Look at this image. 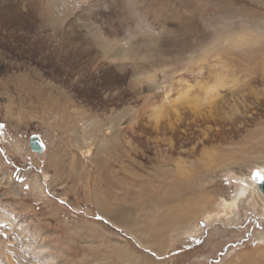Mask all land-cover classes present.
Returning a JSON list of instances; mask_svg holds the SVG:
<instances>
[{
  "label": "rangeland",
  "instance_id": "1",
  "mask_svg": "<svg viewBox=\"0 0 264 264\" xmlns=\"http://www.w3.org/2000/svg\"><path fill=\"white\" fill-rule=\"evenodd\" d=\"M4 1L0 264H242L246 255L264 260V197L251 187L235 207L228 204L243 180L253 184L264 169V158L247 152L257 142L254 131L264 129V0ZM45 9L58 16L54 32ZM29 19L38 27H29ZM126 24L136 27L137 39L153 36L140 44L143 50L159 36L176 44L159 45L164 51H154L150 65L137 70L128 64L122 72L107 64L103 45L90 36L99 33L97 25L106 33L117 29V40L126 42L132 38ZM85 45L89 55L72 53ZM110 69L121 76L112 78ZM132 77L142 78L134 92L126 89ZM226 85L240 90L227 93ZM115 116L120 124L107 131ZM91 120L86 131L82 124ZM32 135L44 144L40 154L30 150ZM106 145L112 148L106 151ZM124 149L129 159L121 156ZM159 150L181 161L182 176L194 188L184 194L201 196L194 217L180 227L159 221L177 204L165 203V177L151 175ZM110 188L119 195L109 209H127L124 223L104 222L96 201ZM155 194L161 205L143 202ZM122 197L134 204L121 203ZM102 215L104 221L97 219ZM145 249H154L155 258Z\"/></svg>",
  "mask_w": 264,
  "mask_h": 264
},
{
  "label": "bare ground",
  "instance_id": "2",
  "mask_svg": "<svg viewBox=\"0 0 264 264\" xmlns=\"http://www.w3.org/2000/svg\"><path fill=\"white\" fill-rule=\"evenodd\" d=\"M3 1V0H2ZM11 1V0H10ZM31 1H33V0H31ZM38 1V0H37ZM4 2H7V0L6 1H4ZM18 2V1H17ZM19 3H21V2H19ZM33 3H35V2H33ZM38 3V2H37ZM12 4V3H11ZM108 4V3H107ZM114 4H115V6L117 7V5H118V1H116V2H114ZM1 5V4H0ZM20 5V4H19ZM33 4H31V6H32ZM35 5V4H34ZM8 6V5H7ZM21 6V5H20ZM1 7V6H0ZM12 7V6H11ZM35 7L36 8H33L35 11L34 12H36L37 13V11L39 10V9H37V6L35 5ZM23 8V7H22ZM3 9V8H2ZM25 9V8H24ZM33 9H31V10H33ZM3 10H5V9H3ZM11 10V9H10ZM1 11V10H0ZM16 11V10H15ZM14 12V11H13ZM12 12V13H13ZM17 12V11H16ZM33 12V13H34ZM3 13V12H2ZM11 13V12H10ZM11 13V14H12ZM15 13V12H14ZM17 14V13H16ZM21 14V13H20ZM44 14L47 16V18H49L50 20L48 21V24L50 25V27H51V30L54 32L57 28L55 27V25L57 24V22L59 21V19H58V16H57V14H56V12H54L53 10H47V9H45V12H44ZM26 15V14H25ZM2 16V15H1ZM16 16V15H15ZM122 16H124V15H122ZM4 17L5 16H3V18H0V23H4ZM11 19V22L14 24V25H16V21H14V20H16V17H15V19H14V17H13V15H12V17L11 16H9ZM19 17V16H18ZM30 17V16H29ZM32 17V16H31ZM30 17V18H31ZM17 20H19V19H17ZM23 20V19H22ZM32 19H29L28 20V26L29 27H31V28H36V27H38V26H36V23L35 22H33V20L31 21ZM25 21V20H24ZM27 21V20H26ZM25 21V22H26ZM20 22V21H19ZM37 22V21H36ZM110 23V22H109ZM112 23V22H111ZM114 23V22H113ZM19 24V23H18ZM26 24V23H25ZM115 24L116 23H114V25L113 26H115ZM22 25V24H21ZM38 25V24H37ZM145 24L144 23H137L136 24V26H139V27H141V28H145V26H144ZM21 27V26H20ZM122 27L124 28V30L125 29H127V28H129V31L128 32H126L127 34H130L131 35V37L132 38H130L129 40H127L126 42L124 41V42H119L117 39H118V35H120V33H118V31H117V29H115L114 27H112V28H114V29H110V31H109V33H106V32H104L103 31V29L100 27V26H95V27H93L94 29H96L99 33L98 34H92L91 36H90V40H91V42L92 43H97V44H100V45H103V48H102V50H101V54L100 55H102V57H104L105 59H107V64H112L113 66H114V68L116 67V69L118 68V70L120 69V71L122 70V72H123V70H124V67L126 66V65H130L133 69H141V68H143V67H145V66H147V65H150L152 62H153V57L152 56H155V53H153L154 51L155 52H159V53H162L164 50H163V48H161L159 45H165L166 47H168V46H170V44H176L174 41H173V39H172V37H162V36H159V37H157L156 38V40H155V43H154V45H152L151 47H149L148 48V50H143L142 49V47L140 46V44H147L148 42H150V41H152V39H153V36L152 37H149V36H146V37H144V38H140V39H137L136 37H139L138 35H133V32H135V28H130V25H128V24H126L125 26L124 25H122ZM20 29V28H19ZM131 29V30H130ZM126 31V30H125ZM78 34V33H77ZM80 34V33H79ZM55 35V34H54ZM82 35V34H81ZM240 36V35H239ZM75 37V36H74ZM100 37L102 38V39H104V40H102V39H100ZM240 37H245V35H242V36H240ZM63 38V37H62ZM67 38V37H66ZM69 38V37H68ZM125 38V37H124ZM124 38H122V39H124ZM137 39V42L136 43H132L134 40H136ZM58 39V38H57ZM82 39H83V37H82ZM107 39V40H106ZM127 39V38H126ZM177 39V38H176ZM232 39V38H231ZM80 41V40H79ZM63 42H64V39H63ZM70 42V41H69ZM84 42V41H83ZM180 42V41H179ZM181 43V42H180ZM64 44H66L65 42H64ZM81 44V43H80ZM95 44H93V45H95ZM72 45V44H71ZM84 45V44H83ZM91 47V46H84V47H79V48H76V49H74L73 51H72V53H74V55H89V53H90V51H91V49H89V48ZM229 48V47H228ZM165 49V48H164ZM96 50V49H95ZM96 52V51H95ZM71 54V53H70ZM258 55V54H257ZM259 55H261V54H259ZM252 56V55H251ZM86 57V56H85ZM100 57V56H99ZM250 57V56H249ZM260 57V56H259ZM264 57V56H263ZM83 58V57H82ZM253 58V57H252ZM81 59V58H80ZM85 59V58H84ZM87 59V58H86ZM96 59V58H95ZM103 59V58H102ZM102 59H100V60H102ZM104 59V60H105ZM255 59V58H254ZM98 60H99V58H98ZM99 60V61H100ZM245 60V59H244ZM252 60V59H251ZM256 60H258V59H256ZM87 62H88V60H86ZM249 61H250V59H249ZM94 62V60H91L90 59V61L88 62L89 64H92ZM256 62V61H255ZM258 62V61H257ZM75 64V63H74ZM247 65H248V62L246 63ZM250 64H251V61H250ZM257 65H258V63H256ZM98 65V64H97ZM240 65V64H239ZM242 65V64H241ZM254 65V64H253ZM246 66V65H245ZM255 66V65H254ZM91 67H92V65H91ZM248 67H250V66H248ZM261 67H263L264 68V60L262 61V65H261ZM85 68V67H84ZM129 68V67H128ZM81 69V68H80ZM104 69L107 71V69L104 67ZM221 69V68H220ZM250 69H252V68H250ZM84 70V69H83ZM104 70V71H105ZM131 70V69H130ZM214 70V69H213ZM231 70V69H230ZM210 71V70H209ZM216 71V70H215ZM85 72V71H84ZM90 72V71H89ZM112 78H114V79H118V77H119V75L121 76V72H119V73H117V72H114V70L112 71L111 69L107 72ZM133 73H135V72H133ZM209 73V72H208ZM215 73H217V72H215ZM259 73V72H258ZM241 76V75H240ZM255 76V75H254ZM148 77V76H147ZM219 77V76H218ZM149 79H152L151 77H148ZM262 78H264V71L262 72ZM130 79H132V82L131 83H129V85L126 87V89L127 90H129L130 92L131 91H136V90H138V89H140V88H142V86L139 84V83H137V81H138V79H142L141 77L139 78V77H132V78H130ZM101 80V79H100ZM249 80H251V79H249ZM264 80V79H263ZM115 81V80H114ZM156 81V80H155ZM101 82V81H100ZM141 82H142V80H141ZM155 83V82H154ZM157 83V82H156ZM218 83V82H217ZM220 83V82H219ZM228 84V83H227ZM137 85V86H136ZM139 85V86H138ZM156 85V84H155ZM154 85V86H155ZM159 85V84H158ZM169 85H171L172 86V84H169ZM179 85H181V84H179ZM222 85V84H221ZM220 85V86H221ZM171 86H170V88H171ZM239 86V85H238ZM150 87V86H149ZM224 87H227V88H225V91L227 90V93H236L238 90H240V87H233L232 85H229V86H224ZM152 89H155V87H151ZM156 88H157V86H156ZM206 88L207 87H204V89L206 90ZM157 90V89H156ZM159 90V89H158ZM188 90H189V88H188ZM140 91V90H139ZM162 92V91H161ZM168 93V92H167ZM157 94V93H156ZM168 95V94H167ZM218 95V94H217ZM181 96V95H180ZM220 96V95H219ZM182 97H187V96H184V95H182ZM165 98H166V96H165ZM164 99V98H163ZM180 99V98H179ZM183 100V102H182V100ZM180 99V101H181V103H184L183 104V106L185 105V99L184 98H181ZM176 100H177V98H176ZM167 100H165V102H166ZM179 103H180V101L179 100H177ZM146 101H143V103H145ZM161 102H163L162 100H161ZM164 102V103H165ZM211 102V101H210ZM175 103H176V101H175ZM174 103V104H175ZM179 104V105H181L182 106V104ZM208 103H209V101H208ZM212 103V102H211ZM172 104V101L169 103V104H166L167 106H166V108L168 107V110H169V106L168 105H171ZM210 104V103H209ZM172 107V106H171ZM191 107H193V105H191ZM62 108V107H61ZM144 108H146V107H144ZM163 108H165V107H163ZM166 108H165V110H166ZM151 110H152V108H151ZM168 110H166V111H168ZM125 111H126V109H125ZM171 111V110H170ZM122 114H123V112H121ZM121 113H119V114H121ZM127 113V112H126ZM121 114V115H122ZM155 114V113H154ZM157 114V113H156ZM158 115V114H157ZM164 115V114H163ZM167 115V114H166ZM179 115V114H178ZM159 116H160V114H159ZM115 117H117V116H115ZM164 117V116H163ZM180 117V116H179ZM112 118V117H111ZM179 119V118H178ZM113 120L115 121V124L114 123H111L110 124V126H109V128L107 127V131H109L110 129H115L119 124H120V120H122L121 118H119V117H117L116 119H114L113 118ZM112 119H111V121L112 122H114ZM128 120L130 121V118H128ZM132 120V119H131ZM85 122V121H84ZM110 123V122H109ZM128 124H130V123H128ZM127 124V125H128ZM91 125V127H92V125H93V122H92V120L91 121H88V122H86V123H84V124H82V126H83V128H85L86 129V131H87V129H88V127ZM263 125V124H262ZM262 128H264V126H262ZM119 131V130H118ZM263 131H264V129L262 130H256V131H254V136H255V134L258 136V139H257V142H255L256 144L255 145H253L252 147L250 146V147H247L249 150L247 151L249 154H252L253 156L251 157V158H259V159H262V158H264V154H263V150H264V133H263ZM252 134L253 133H251L250 134V136L249 137H252ZM254 138V137H253ZM252 138V139H253ZM255 138H256V136H255ZM254 138V139H255ZM112 147H111V145H106V151H107V149H111ZM155 149V148H154ZM118 150H119V148H117L115 151H114V153H112V155L115 157V158H117L116 156L118 155ZM109 151V150H108ZM135 151V150H134ZM134 151H132L133 152V154H135L134 153ZM125 154V155H124ZM130 150H123L122 152H121V156L122 155H124L126 158H128L129 159V156H130ZM156 160H155V162H153L152 163V167H151V175H152V177H165V178H160L161 180H162V182H163V184H164V186L166 187V189H167V191H166V197H167V199H166V202L165 203H175V202H177V204L173 207V208H168L169 210L168 211H166V212H162L161 213V216H160V218H159V216H158V218L159 219H161V220H159L160 222H162L163 220L164 221H167V222H169L170 223V225L171 226H173V227H180V226H183L182 224H185L186 222H188L192 217H194V215L196 214V211H197V205H198V201H199V199L201 198V196L199 197V198H196L193 194V192L192 191H194V188L192 187V185H188V183L187 182H189V180L187 181L183 176H182V174H185V170H183L182 169V165L180 164V160L178 159H172L170 156H167L166 155V153H160V150L156 153ZM135 158L133 157V160H134ZM171 162H174V163H176V165H175V169H173L174 167H172V165H171ZM151 163V162H150ZM149 163V164H150ZM170 165V167H168ZM121 167H123V166H121ZM168 167V168H167ZM124 169V168H123ZM124 171V170H123ZM126 171V170H125ZM124 171V172H125ZM193 171H194V169H193ZM149 172V171H148ZM259 172H261L262 173V175H260V178L262 179V178H264V169L263 168H260V171ZM128 174H131V172H127ZM173 173H178L179 175H177L178 176V178H177V176H175V177H173L172 178V175H173ZM193 174V176H196V173H195V171L194 172H192ZM132 176H135V177H138V176H136L137 174L136 173H134L133 171H132ZM189 174H191V173H189ZM262 176V177H261ZM187 177V176H186ZM189 177V176H188ZM191 177V176H190ZM193 178V177H192ZM113 179V178H112ZM242 179V178H241ZM117 181H119V180H117ZM7 182H10V181H7ZM25 182V181H24ZM23 182V183H24ZM34 183V182H33ZM10 184V183H9ZM118 184H119V182H118ZM23 185V184H22ZM115 185H117V183L115 184ZM128 185V184H127ZM148 185V184H147ZM17 186V185H16ZM32 186H34V185H32ZM188 186V187H187ZM193 186H195V184H193ZM15 187V186H14ZM13 187V188H14ZM21 187H23V186H21ZM115 187V186H114ZM253 188V189H256L255 191L258 193V195H262L263 197H264V195L259 191V189H258V187H257V180H256V182H254L253 181V184H251L249 181H246V180H243L242 182H241V184H240V187H239V189H238V193L235 195V197L233 198V202H231V203H228L229 204V206L231 207V208H233V207H235L236 205H237V203L239 202L238 200H241V198H243L245 195H246V193L249 191V189L250 188ZM257 187V188H256ZM16 188V187H15ZM36 189L37 188V185L36 186H34L33 187V189ZM188 188H192L191 190H189V192L191 191V193H193V194H191L190 195V197L188 198V196H186L185 194L187 193V192H185V194H184V191H187V189ZM34 189V190H35ZM199 189V188H198ZM159 190V189H158ZM196 191V190H195ZM260 193H259V192ZM39 192V191H38ZM200 193V192H199ZM197 194V193H196ZM195 194V195H196ZM118 195H119V193H115L114 192V190L112 189L111 190V188L110 189H107L106 190V194H105V196H103V197H100V196H98L97 197V201L96 202H98V205H99V209H100V211L102 212L101 214H103L104 216H106L107 218H108V215L109 214H112V215H114L115 217H116V219H113V220H115V222L117 221V222H121V223H124V222H126L125 221V215L124 214H126V210L127 209H124V208H120L119 207V205H118V207H115V206H113L111 209H109V203H110V199H114L115 198V196L116 197H118ZM201 195V194H200ZM260 195V196H261ZM41 196V195H40ZM140 196V195H139ZM138 196V197H139ZM184 196H186V197H184ZM203 197V196H202ZM137 198V197H136ZM253 198V197H252ZM172 200H175L174 202L172 201ZM201 200V199H200ZM137 201V200H136ZM142 201V200H141ZM172 201V202H171ZM179 201V202H178ZM120 202L121 203H130V204H134V200L133 201H128V200H126V199H124L123 197L120 199ZM144 203H146V205H148V204H151V203H156V204H158V206H159V204L161 205L162 204V197L160 196V195H158V194H155V197H151V198H146V199H144V201H143ZM138 202H136V204H137ZM224 206V205H223ZM154 207V206H153ZM224 208V207H223ZM130 209V208H129ZM148 212H150V211H148ZM235 212V211H234ZM233 212V213H234ZM149 215V214H148ZM147 215V216H148ZM161 224V223H160ZM180 225V226H179ZM162 226H164V225H162ZM127 227H129V226H127ZM149 227H150V222H146V227H145V229H149ZM154 227H155V225H154ZM160 227V226H159ZM164 228H166V226L164 227ZM178 229V228H177ZM156 230V229H155ZM161 230V229H160ZM130 232H133L134 233V231L132 230V229H130ZM151 234H153V236L154 237H156V238H158L159 236H158V234H156L155 232H150ZM11 234V233H10ZM162 234V233H161ZM18 236V235H17ZM27 240V239H26ZM2 243V242H1ZM4 244V243H3ZM40 244V243H39ZM38 244V245H39ZM47 244V243H46ZM19 245V244H18ZM17 245V246H18ZM48 246V245H47ZM19 247V246H18ZM5 247H3L2 248V246H1V248H0V250L1 249H4ZM2 251V250H1ZM6 253V252H5ZM17 255V254H16ZM120 256H122L121 254H119ZM18 256V255H17ZM44 257V256H43ZM42 257V258H43ZM48 258V257H47ZM131 258V257H130ZM243 258V260H242V264H264V260L263 259H258V260H252L250 257H249V255H246V256H244V257H242ZM132 259V258H131ZM238 262H240V261H238ZM11 264V263H10ZM226 264H230V263H226Z\"/></svg>",
  "mask_w": 264,
  "mask_h": 264
},
{
  "label": "water",
  "instance_id": "3",
  "mask_svg": "<svg viewBox=\"0 0 264 264\" xmlns=\"http://www.w3.org/2000/svg\"><path fill=\"white\" fill-rule=\"evenodd\" d=\"M29 147L31 151L38 153V154L44 151V144L37 135H32L29 138ZM257 187L259 191L264 195V178L259 179L257 181Z\"/></svg>",
  "mask_w": 264,
  "mask_h": 264
},
{
  "label": "snow or ice",
  "instance_id": "4",
  "mask_svg": "<svg viewBox=\"0 0 264 264\" xmlns=\"http://www.w3.org/2000/svg\"><path fill=\"white\" fill-rule=\"evenodd\" d=\"M4 127V125H2V124H0V128H3ZM97 219H99V220H101V221H104V216L102 215V216H100V217H97ZM113 219H116V217L114 216V215H112V214H109L108 215V220L107 221H104L105 223H108V222H110V221H112ZM117 231H119L118 229H117ZM197 243H199V241H197ZM145 252L146 253H150V258H155V256H156V252H155V250L154 249H145ZM170 255H172V253H169ZM163 254H161V256H162Z\"/></svg>",
  "mask_w": 264,
  "mask_h": 264
}]
</instances>
